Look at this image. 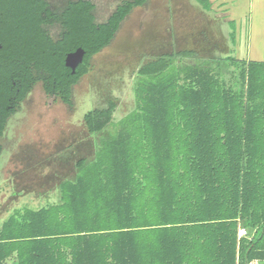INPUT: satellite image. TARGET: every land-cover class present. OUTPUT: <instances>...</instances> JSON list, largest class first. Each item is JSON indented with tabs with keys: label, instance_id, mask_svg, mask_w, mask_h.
I'll use <instances>...</instances> for the list:
<instances>
[{
	"label": "trees",
	"instance_id": "trees-1",
	"mask_svg": "<svg viewBox=\"0 0 264 264\" xmlns=\"http://www.w3.org/2000/svg\"><path fill=\"white\" fill-rule=\"evenodd\" d=\"M145 2L125 1L96 24L89 0L59 14L45 0H0V134L8 106L36 82L70 104L90 59ZM54 22L64 29L57 41L42 28ZM78 48L72 74L64 61ZM171 62L140 69L150 77L138 111L61 184L56 204L2 225L0 264H264V62L225 59L237 69L229 85L209 69L163 74ZM113 111H89L88 131H102Z\"/></svg>",
	"mask_w": 264,
	"mask_h": 264
},
{
	"label": "rangeland",
	"instance_id": "rangeland-1",
	"mask_svg": "<svg viewBox=\"0 0 264 264\" xmlns=\"http://www.w3.org/2000/svg\"><path fill=\"white\" fill-rule=\"evenodd\" d=\"M45 1L59 14L77 0ZM89 1L97 5L94 16L102 23L128 0ZM228 1L209 0L211 8L205 11L196 0H146L125 18L110 44L90 59L88 72L71 87L70 104L46 94L41 82L32 85L6 117L0 134V230L12 216L20 221L25 210L56 204L61 184L74 182L80 167L95 161L102 142L125 130L128 117L139 109V97L147 96L140 92L142 81L150 77L139 75L144 66L171 57L163 74L170 76L175 69L182 77L192 68L209 69L229 85L236 82L237 69L225 59L244 60L243 39L249 37L250 49L264 58V10L246 15L242 11L226 22V6L233 0ZM42 28L53 41L64 33L56 22ZM110 104V122L90 133L84 116Z\"/></svg>",
	"mask_w": 264,
	"mask_h": 264
},
{
	"label": "crops",
	"instance_id": "crops-1",
	"mask_svg": "<svg viewBox=\"0 0 264 264\" xmlns=\"http://www.w3.org/2000/svg\"><path fill=\"white\" fill-rule=\"evenodd\" d=\"M145 3L143 5H145ZM92 5H93L92 15L94 17V22L96 24H102V23L106 22L108 20V18L111 16V14L119 6L118 5L113 10V12L109 15V17L104 22L100 23V22H97V20L95 19V16H94V12L97 9V5L94 2H92ZM135 8H137V7H135ZM226 8H227L226 22H230V21H233V19H234L233 17L241 15L242 11H243V15H246L247 13H249L251 11H257V10L262 11V10H264V0H233V2L231 3V7H228V4H227ZM124 21H125V19H124ZM123 22L121 23L120 27L122 26ZM240 41H241L240 38L236 39L235 45L237 48L240 47V44H239ZM243 41H246V43H247V46L246 47L244 46L246 57H244L243 61H246V62H264V58H263L262 54H258V53L255 54L253 47L250 49V46L248 45V43H250L249 37H248V39L247 38L243 39ZM260 42H264V31L262 32V34L260 36ZM238 52H239V49H238Z\"/></svg>",
	"mask_w": 264,
	"mask_h": 264
},
{
	"label": "water",
	"instance_id": "water-1",
	"mask_svg": "<svg viewBox=\"0 0 264 264\" xmlns=\"http://www.w3.org/2000/svg\"><path fill=\"white\" fill-rule=\"evenodd\" d=\"M84 54V50L78 48L76 51L68 53L66 55L64 64L71 70L72 74L76 72L77 67L82 63Z\"/></svg>",
	"mask_w": 264,
	"mask_h": 264
},
{
	"label": "built area",
	"instance_id": "built-area-1",
	"mask_svg": "<svg viewBox=\"0 0 264 264\" xmlns=\"http://www.w3.org/2000/svg\"><path fill=\"white\" fill-rule=\"evenodd\" d=\"M246 236H247V232L244 229H239L238 237L241 238Z\"/></svg>",
	"mask_w": 264,
	"mask_h": 264
},
{
	"label": "flooded vegetation",
	"instance_id": "flooded-vegetation-1",
	"mask_svg": "<svg viewBox=\"0 0 264 264\" xmlns=\"http://www.w3.org/2000/svg\"><path fill=\"white\" fill-rule=\"evenodd\" d=\"M15 105H16V104H15ZM15 105H13V106H12V105H10V106H8L9 110H11V111H12ZM10 113H11V112H10Z\"/></svg>",
	"mask_w": 264,
	"mask_h": 264
}]
</instances>
